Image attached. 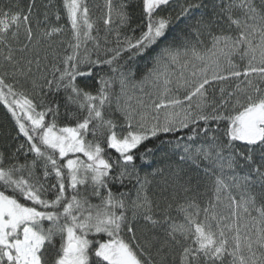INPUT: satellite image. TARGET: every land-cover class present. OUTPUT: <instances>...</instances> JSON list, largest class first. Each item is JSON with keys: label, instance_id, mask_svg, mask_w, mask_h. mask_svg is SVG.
Segmentation results:
<instances>
[{"label": "snow or ice", "instance_id": "snow-or-ice-1", "mask_svg": "<svg viewBox=\"0 0 264 264\" xmlns=\"http://www.w3.org/2000/svg\"><path fill=\"white\" fill-rule=\"evenodd\" d=\"M130 2L0 5V264H264V0Z\"/></svg>", "mask_w": 264, "mask_h": 264}, {"label": "trees", "instance_id": "trees-1", "mask_svg": "<svg viewBox=\"0 0 264 264\" xmlns=\"http://www.w3.org/2000/svg\"><path fill=\"white\" fill-rule=\"evenodd\" d=\"M8 0H0V5L6 4ZM17 0H11L12 4H15ZM56 4L59 5V0H55ZM115 2V0H114ZM19 3L22 7H27L29 0H19ZM49 3V0H36V6L33 9V25L37 20L43 21L44 19V12L47 10L49 11V22L55 23L54 17L51 16V10L46 9L45 5ZM90 7L92 9V15L94 19H99L102 17L104 12V0H89ZM129 11L132 14V26L135 27L140 20L141 10L139 7V0H131L129 5ZM175 13H173V16ZM61 24H66V21L62 18L60 21ZM101 28L100 35L103 36V25H99ZM124 31V30H122ZM136 34H139V28H137ZM111 38V37H110ZM151 52L146 54L144 57L138 58L140 61L141 66L148 62V58ZM17 134L16 126L13 120L10 117V114L7 113L6 109L0 105V148H3L6 144L13 142V138ZM23 139L22 137L20 138ZM206 199V198H205Z\"/></svg>", "mask_w": 264, "mask_h": 264}]
</instances>
